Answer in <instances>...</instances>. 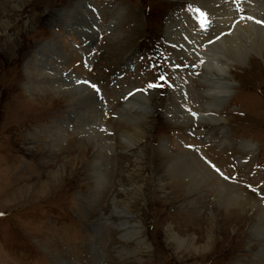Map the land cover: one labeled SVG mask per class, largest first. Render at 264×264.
<instances>
[{"label": "rangeland", "instance_id": "obj_1", "mask_svg": "<svg viewBox=\"0 0 264 264\" xmlns=\"http://www.w3.org/2000/svg\"><path fill=\"white\" fill-rule=\"evenodd\" d=\"M205 2L198 5L214 30L208 36L182 11L185 0H0V264H264V229L248 231L256 225L254 210L232 206L227 218L205 186L194 201L176 176L166 183V189L178 188L175 196H165L148 174L147 163L157 177L169 167L162 144L175 153L193 151L215 175L237 185L235 193L259 199L264 208V59L252 54L246 63L230 61L232 76L222 79L230 95L207 110V102H221L209 89H225L202 82L205 69L195 53L207 56L202 41L231 29L230 20L218 23L223 3ZM243 2L248 6L240 12L230 0L234 24L243 16L264 21V0ZM34 59L69 81L88 82L95 99L84 103L80 96L70 105L43 78L27 73L35 72ZM136 87L143 90L126 95ZM174 88L186 90L190 108L217 115L180 117ZM141 95L149 102L137 104ZM204 121L211 122L208 134ZM133 123L140 139L124 148L121 135L129 137ZM94 131L111 140L100 153L99 171L92 161L97 150L82 142ZM169 224L175 236L167 234Z\"/></svg>", "mask_w": 264, "mask_h": 264}, {"label": "bare ground", "instance_id": "obj_2", "mask_svg": "<svg viewBox=\"0 0 264 264\" xmlns=\"http://www.w3.org/2000/svg\"><path fill=\"white\" fill-rule=\"evenodd\" d=\"M15 1H17V0H15ZM221 2L223 3V6H225V11L223 12L221 10L224 14L222 15V17L220 19H218L219 20L218 23L220 25H224L225 23L228 24L227 22H229V20H231L233 18L232 17L233 15H236V14H234L233 7L230 3V0H206L205 3H208L210 6H215V5L220 4ZM17 5L18 6L15 7V9H18L20 6H22L21 2L17 3ZM218 16H219V14H218ZM247 19L249 21H247ZM28 22H29V20L27 18L24 21V23H25L24 27L25 28L27 27ZM251 22H252V20H250L249 18H244V16H243L242 19L237 21L232 26L231 34L229 33V35H224V36H222V34H220L221 37L217 36L219 39L216 38L214 43L212 42V44H210V45H207V43L205 44V46L207 47V51H208L207 56H205L204 54L199 53V52L195 53V54L199 55V57H200L199 61L201 62V64L203 63V68L205 69L206 75L201 74V78L205 80L204 82L206 83V81H208V79H209V81L212 80L213 82L217 81L218 84H220V86L222 87V89H225V91H222L220 89V87H216V89H218V90H216L215 88L209 89L210 91H212L211 93L213 94V96L217 97V100H221V102H216L214 104H210L209 102H207V110H209L211 108L219 107V105L223 102V100L225 98H227V96L230 95V94L229 95L226 94L230 91L229 82H225L222 80V79H230L232 76L231 71L228 68L231 64L230 61H236L239 63H246V60L252 54L259 56V58L261 57L262 60L264 59V28H262V27H264V25L262 23L257 24V22H253V23H251ZM186 25L188 26L189 30H191V26L189 25V21L187 19H186ZM98 32H99V30H98ZM2 33H4L6 37H7V35H9L6 28H3ZM17 35L18 34H15V36H17ZM165 37H168V36H165ZM12 41H14V40H12ZM197 46L198 45H196V48H197ZM193 49H194V47H193ZM32 65L35 68L34 69L35 72H30L29 69H27V73L33 75V77H37V78L41 77V79L43 78L46 82V85L48 86L47 88L52 89L54 94H56L58 97L63 98L65 101L66 100L70 101V103H69L70 105H72L76 101V99H78L80 96H82L81 99L85 103L88 100V98L93 97L95 94V92L91 89L92 86L88 82L82 81V83H79L80 78L75 77V76H74V78H72L71 81H69L70 79L68 80V78L70 76L66 77L62 71H59L57 69H53L51 66H47L45 63L40 62L39 59H38V62L34 59V64H32ZM54 67H56L55 64H54ZM27 68H28V66H27ZM25 70H24V72H25ZM203 73H204V71H203ZM218 76L221 78V80H220V78H218ZM217 82H216V84H217ZM34 83L35 82L33 81V78L31 76V78L29 79V86H28V92L31 95V98H32V92H33L32 85ZM174 89H175L174 93H176V96L174 97V99H176L177 101L180 100V102H181L180 104L182 105V108H180L179 110L178 109L174 110V113L182 112L183 115L182 114L179 115L180 117H182V116L184 117V116L188 115V120H190V118L195 119V118H198V116L204 117V116H215V115H217V114L209 112L210 110L207 112L205 111L202 113H198L197 110H194L188 106L186 90L184 88H183V90L177 89V88H174ZM180 90L183 93L182 95H185V96H182V95H181V97L178 96V94L180 95ZM206 94H207V92H206ZM146 97L144 95L143 96L141 95L140 99L137 100V104L146 101L148 98V97L147 98ZM93 99H95V98L93 97ZM98 99H99V97H97V101H98ZM147 101L149 102V100H147ZM133 102H136V101L134 100ZM98 103H100V102H98ZM142 105H140L139 108L141 107L144 109V105L143 106ZM174 105H175V103H174ZM96 114H97V112H96ZM133 117H134V119L138 118L137 116H133ZM138 119H140V118H138ZM138 119H136V120L138 121ZM204 122L207 123V121H204ZM99 123L102 126V129L104 130L106 128V124L102 121H99ZM134 126H135V128H134L135 130H134V132L131 133L132 135L128 134L129 137L128 136L122 137V135H121L122 141H125V144H126L124 148L128 147L129 145H136L140 139V136H139V130L140 129H138L139 127H137L136 124H134ZM83 131H84V129H83ZM100 132L101 131H94L82 140V142L83 141L88 142V145L91 146L92 149L97 150V153L92 157L93 164H96V167H97L94 171H99V167L103 168V163H102V159L100 158V153L104 149H110V146H108V145L111 144V140L109 139L110 136L109 135L107 136L105 133H100ZM54 134L57 136L58 132H56V130H54ZM141 135H143V134H141ZM120 145H121V143H120ZM182 146L186 147L185 144ZM160 148L163 150V152L166 153V155L170 156V158H169L170 161L168 164L169 167L166 170L165 169L163 170V175L161 174L159 177H157V175H159V172L156 171L155 167H152L150 165L151 162L147 163V165L150 168L149 170L152 171V173L148 172V174L152 175L154 182L156 184L155 186H157L156 188L159 190V193H161L165 196H170V195L175 196L174 191L177 192L178 188H173L172 185H170L166 189V183L173 181L176 178V176H178L177 179H179L178 180L179 183L180 182L183 183V184H181V186L183 188H180V189L181 190L183 189L184 194L187 196H188V193H191V194L193 193L194 195H192V197H193L194 201H196L197 198H199V195H197L198 194L197 189L205 186L204 192H206V190H208L209 192L211 191L213 193L214 197H217V198L219 197L218 202L221 201V205L225 208L224 211H226L227 218H229L230 216H232L234 214L231 211L232 206L233 207L235 206V208H238V209H235L236 212H239L241 209L246 210L247 208H251L252 210H254V211H252V213H255L254 221H255L256 225L249 226L248 231H250V233H252V232L256 231V229L258 227L264 229V208H262L261 206L258 205L259 199H257L255 202H250V200L248 199L247 196H245L244 193H235V189L237 188V185H235L234 183H231L230 181L229 182L224 181L223 179H221L217 175H215V173H213V171L208 166H206L195 155V153L193 151H189L186 149L179 148L180 151L175 153V152H173V150L170 151L165 143L162 144V147H160ZM140 157L141 156H135L134 158L140 159ZM67 160H69V159H67ZM143 165L145 167L147 166V165H145V163L142 162V164H140V167H138V169L143 170L145 168ZM134 174L135 173H132V175H134ZM140 175H142V174H140ZM129 178H131V173H130ZM180 179H182V180H180ZM131 181H132V179H131ZM141 181L145 182L144 174L142 176ZM190 181L192 183L191 188L189 186ZM132 182H134V181H132ZM142 186L144 188V185H142ZM208 186L210 187V189L208 188ZM222 190H224L223 193H221ZM201 191H203V189ZM191 194H189V195H191ZM129 203H128V205H129ZM227 203H230V204L228 205ZM240 215H243V214H240ZM240 215H239V217H240ZM236 218H238V217H236ZM167 230H168L167 234L168 235L170 234V236H175L177 234L170 224L167 226ZM263 241H264V239H263Z\"/></svg>", "mask_w": 264, "mask_h": 264}, {"label": "snow or ice", "instance_id": "obj_3", "mask_svg": "<svg viewBox=\"0 0 264 264\" xmlns=\"http://www.w3.org/2000/svg\"><path fill=\"white\" fill-rule=\"evenodd\" d=\"M201 15H204L203 13H201ZM249 19H251V17H249ZM257 23H264V21H257ZM203 26V25H202ZM161 79H163V77H161ZM93 87H95L94 85H93ZM149 87H153V85H149Z\"/></svg>", "mask_w": 264, "mask_h": 264}]
</instances>
